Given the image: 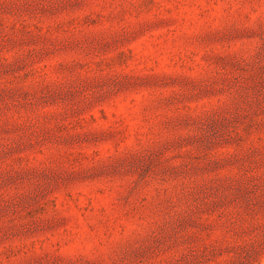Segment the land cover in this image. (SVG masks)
Returning <instances> with one entry per match:
<instances>
[{
    "label": "rangeland",
    "instance_id": "1",
    "mask_svg": "<svg viewBox=\"0 0 264 264\" xmlns=\"http://www.w3.org/2000/svg\"><path fill=\"white\" fill-rule=\"evenodd\" d=\"M0 264H264V0H0Z\"/></svg>",
    "mask_w": 264,
    "mask_h": 264
}]
</instances>
